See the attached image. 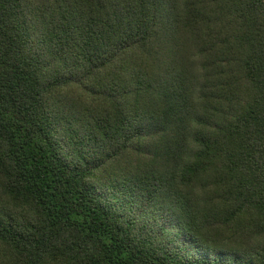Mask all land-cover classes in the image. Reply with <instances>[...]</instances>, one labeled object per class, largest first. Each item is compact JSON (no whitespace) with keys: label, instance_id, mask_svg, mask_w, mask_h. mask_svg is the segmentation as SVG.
I'll list each match as a JSON object with an SVG mask.
<instances>
[{"label":"trees","instance_id":"1","mask_svg":"<svg viewBox=\"0 0 264 264\" xmlns=\"http://www.w3.org/2000/svg\"><path fill=\"white\" fill-rule=\"evenodd\" d=\"M0 264H264V0H0Z\"/></svg>","mask_w":264,"mask_h":264}]
</instances>
